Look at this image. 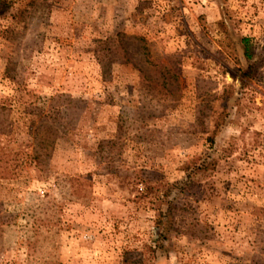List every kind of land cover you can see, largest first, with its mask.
<instances>
[{
  "label": "rangeland",
  "instance_id": "374dc122",
  "mask_svg": "<svg viewBox=\"0 0 264 264\" xmlns=\"http://www.w3.org/2000/svg\"><path fill=\"white\" fill-rule=\"evenodd\" d=\"M6 1L0 264H264V0Z\"/></svg>",
  "mask_w": 264,
  "mask_h": 264
},
{
  "label": "trees",
  "instance_id": "16d2710c",
  "mask_svg": "<svg viewBox=\"0 0 264 264\" xmlns=\"http://www.w3.org/2000/svg\"><path fill=\"white\" fill-rule=\"evenodd\" d=\"M10 6L9 3H7L6 0H0V15L6 10L8 9ZM246 40H243V42H245ZM246 56L248 57V51L245 52ZM247 77V74H241V86L243 85V82H242V78H246Z\"/></svg>",
  "mask_w": 264,
  "mask_h": 264
}]
</instances>
